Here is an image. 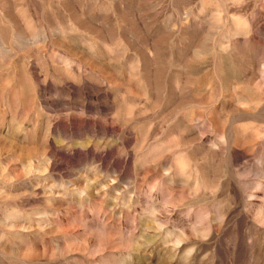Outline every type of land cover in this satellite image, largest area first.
Returning a JSON list of instances; mask_svg holds the SVG:
<instances>
[{
  "label": "rangeland",
  "instance_id": "1",
  "mask_svg": "<svg viewBox=\"0 0 264 264\" xmlns=\"http://www.w3.org/2000/svg\"><path fill=\"white\" fill-rule=\"evenodd\" d=\"M0 264H264V0H0Z\"/></svg>",
  "mask_w": 264,
  "mask_h": 264
}]
</instances>
